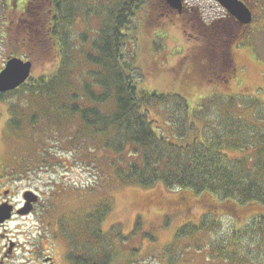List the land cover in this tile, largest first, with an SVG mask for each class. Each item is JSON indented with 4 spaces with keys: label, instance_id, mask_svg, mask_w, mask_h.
Listing matches in <instances>:
<instances>
[{
    "label": "rangeland",
    "instance_id": "obj_1",
    "mask_svg": "<svg viewBox=\"0 0 264 264\" xmlns=\"http://www.w3.org/2000/svg\"><path fill=\"white\" fill-rule=\"evenodd\" d=\"M27 1L0 0V68L9 57L21 56L32 60L31 78H35L55 72L61 58L55 38V51L50 60L37 56L32 49H21L23 45L19 48L18 39H21V34L24 35L25 31L32 27L31 23L29 25L24 19L19 22ZM38 1H33L32 10ZM151 1L148 0L147 4L141 6L133 20V26L136 25L132 34L135 38V66L142 77L139 87L147 91L181 95L186 98L191 108L213 93L238 94L242 96L244 106L249 100L254 103L260 101L261 106L254 112L256 116L249 114L247 108L240 109L245 118L262 120L264 25L249 26L248 37L237 38L235 44L238 47L231 45L236 77L228 82V85L226 81L222 82L230 77L225 68L223 71L220 66L201 69L193 64L192 70H186L189 71L188 77L191 79L187 82L184 80L185 71L180 75L178 73L182 70L179 69L180 57L190 61L187 53L194 45L183 32V29L187 30V26L179 17L168 21L170 14L163 17L161 13L164 11L152 6ZM47 7L43 5L41 8V29L44 21H48L52 14L51 10L46 13ZM89 8L90 6L84 5L78 15L73 16L69 27V24L62 20V28L67 31L63 36L71 43L73 51L80 49L82 35L89 40L95 35L94 29L98 20L95 16L93 19L85 15ZM27 16L31 19L28 11ZM25 17L24 14L23 18ZM51 20L50 18L49 22ZM19 31L20 35L15 37ZM188 31L191 32V29ZM81 47L90 48L88 42L81 44ZM226 63L228 64V60ZM221 75H225L223 80L218 79ZM20 93L4 94L0 98V175L8 179L5 186L11 187L14 203L18 204L26 191L39 195L34 212L27 216L25 221L28 222V227H34L33 230L37 229L44 235L42 245H38L39 233H33L31 236L28 234L29 239L19 236L27 240L23 243L28 245L31 242L28 245L31 258H36L37 253L41 251L43 254L39 255V262L44 259L42 262L49 264L54 260H57L56 264H70L67 257L72 252L85 255L80 246H71V235H76L71 229L81 227L87 217L92 216L102 220L87 221L83 229L91 233L100 228V234L106 236V239L100 237L99 243L106 245L104 256L110 250L108 264H264V231L255 229L253 221H249L237 238L239 233L233 231L232 219L220 216L221 204L213 205L214 202L211 203L209 198L188 196V200L185 199V207L189 208L177 212L175 210L180 207L179 199L182 195L176 190L146 189L137 185L103 181V184L99 185L93 170L99 166L105 167L101 156L106 153L100 155L90 151L85 146L87 140L84 137L76 139L71 135L76 130L74 124L65 125L63 132L60 128H51L49 135L46 132L41 133L39 126L30 127V134L34 137H31L30 144L24 134L18 132L15 137L8 129L12 123L9 119H21L19 124L23 126V118L27 116L21 113H31V107ZM211 102L212 104L207 106L206 118L209 121L216 118L220 121L217 115L221 113V102L213 99ZM224 102L228 103V99ZM240 109L237 107L234 111L239 114ZM260 124L263 128L264 123ZM161 126L165 129V134L169 135L168 124L164 122ZM52 132H56L55 142L49 138ZM49 147L52 148L46 149ZM35 151L43 154H30L29 158V153ZM41 158L44 162L40 161ZM90 161H96V165ZM108 173L110 170L106 169L105 176ZM204 210H208L206 214ZM257 212L264 213V207L258 211L253 210L250 214ZM60 218H65L66 224L62 225L65 228L61 227L65 231L60 228ZM23 221V218L18 217L11 226L25 225ZM196 224L199 227L193 228L192 225ZM24 229L27 230L22 228ZM77 243L83 244L81 241ZM99 247L96 249L93 246V251H97ZM47 257L54 260L48 262ZM101 257V254L97 253L95 260L100 262Z\"/></svg>",
    "mask_w": 264,
    "mask_h": 264
},
{
    "label": "trees",
    "instance_id": "obj_2",
    "mask_svg": "<svg viewBox=\"0 0 264 264\" xmlns=\"http://www.w3.org/2000/svg\"><path fill=\"white\" fill-rule=\"evenodd\" d=\"M33 1L28 0L24 7L31 16L28 18L25 12L26 23H31L32 27L21 34L19 46L50 60L55 51V38L61 59L55 72L30 77L19 88L5 93L21 92L31 107V113L19 111L27 116L23 118V126L19 124L21 119H9L12 122L8 127L10 133L15 137L24 134L30 144L34 138L30 127L39 126L41 133L49 135L51 128H60L63 132L65 125L74 124L76 130L71 135L76 139L84 137L90 151L106 153L101 156L105 167L95 166L100 169L93 170L99 185L116 182L146 189L176 190L182 195L179 202L183 203L175 210L177 212L189 208L185 207L188 196L209 198L213 205L221 204L220 216L232 219L233 231L239 233L237 238L249 221L263 232L264 213H250L264 207V127L260 124L264 123V118L247 119L240 109L247 108V112L254 115L261 106L260 101L249 100L244 106L238 94L213 93L191 108L181 95L139 87L142 77L135 66L132 34L136 29L133 20L144 0H114V3L113 0H39L32 10ZM43 5L48 6L46 13L52 11L49 16L52 20L44 21L41 29L39 16L42 18ZM84 5L90 6L85 13L87 17H97L95 35L90 40L82 35L80 49L73 51V46L63 36L67 31L61 24L63 20L69 27L73 16H77ZM19 35L20 31L15 37ZM87 42L89 49L81 47ZM218 79L223 80L224 76ZM184 80L190 82L191 79L187 76ZM211 99L221 102V113L217 115L220 121L206 118ZM226 99L228 103L224 102ZM237 107L239 114L234 111ZM164 122L169 126V135L161 126ZM56 132L49 136L53 142ZM30 154L43 153H29V158ZM90 163L96 165V161ZM106 169L110 170L107 176ZM95 220L102 219L88 216L85 222ZM85 222L71 229L76 234L71 235V246H80L86 254L72 252L67 257L69 263L108 264L110 250L104 256L106 245L99 243V238L106 239V236L100 234V228L86 232ZM192 226L199 227L198 224ZM77 241L83 244L78 245ZM93 246L100 247L93 251ZM97 253L102 256L100 262L95 260Z\"/></svg>",
    "mask_w": 264,
    "mask_h": 264
},
{
    "label": "flooded vegetation",
    "instance_id": "obj_3",
    "mask_svg": "<svg viewBox=\"0 0 264 264\" xmlns=\"http://www.w3.org/2000/svg\"><path fill=\"white\" fill-rule=\"evenodd\" d=\"M147 1L144 0L142 7L147 4ZM236 1L249 10L251 20L248 24H242L238 18L229 13L217 0H181L182 8L180 11L172 8L167 0L151 1L152 6L164 11L161 13L163 17H167L170 14L168 21H172L174 17L183 19L182 22L187 26V30L183 29V32L190 41L194 42V45L189 48L187 53L190 61L183 59V56L180 57L179 69L182 70L178 72L179 75L185 71L184 78H186L189 75V71L186 70H192L193 65L201 69L206 67L214 69L220 66L222 71L224 65H226L227 68L225 70H227V74H230V77L226 79L227 85L228 82L236 77V73H234L236 70L233 61L234 56L230 51L231 45L238 47L235 44L236 39L248 37L250 33V30H248L249 26L264 25V0ZM23 11L19 21L24 19L27 22L26 17L23 18L27 10ZM190 29L191 32L188 31ZM197 41H201V43L198 44ZM26 48L22 47L21 49ZM226 60H228V64ZM7 181V178L0 175V208L11 207L12 209L10 217L0 221V264H49L42 262L44 259L39 262V255L43 254L41 251L37 253L36 258H31L29 255L31 251L28 248L31 242L27 245L26 242L23 243V241L27 240L19 237L25 236V239H29L31 234L39 233L37 229L33 230L34 227L30 225L28 227V222L25 221V218L34 212L39 198L31 205L32 208L27 214H21L20 211L23 210L25 200L22 196L18 204L13 202V191L11 187L7 188L5 186ZM18 217L24 219L23 223L25 225L11 226V223L15 222ZM24 227L27 228L28 232L26 229L22 230ZM39 237L38 245H42L41 241H43L44 235L39 233ZM47 258L48 262L54 260L52 257ZM56 261L54 260L50 264H56Z\"/></svg>",
    "mask_w": 264,
    "mask_h": 264
},
{
    "label": "water",
    "instance_id": "obj_4",
    "mask_svg": "<svg viewBox=\"0 0 264 264\" xmlns=\"http://www.w3.org/2000/svg\"><path fill=\"white\" fill-rule=\"evenodd\" d=\"M222 4L229 13L238 18L242 24H247L251 20L249 10L236 0H217ZM167 2L175 9L180 10L181 0H167ZM32 69L31 61H23L20 58L13 57L7 60L4 68L0 71V94L12 91L26 82ZM26 200L21 214H26L31 209V203L35 202L37 197L32 192H25ZM11 207L0 208V221L10 217Z\"/></svg>",
    "mask_w": 264,
    "mask_h": 264
}]
</instances>
